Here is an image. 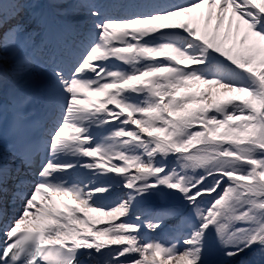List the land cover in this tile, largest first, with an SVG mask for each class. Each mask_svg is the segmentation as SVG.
<instances>
[{
  "label": "snow or ice",
  "instance_id": "6c2138e0",
  "mask_svg": "<svg viewBox=\"0 0 264 264\" xmlns=\"http://www.w3.org/2000/svg\"><path fill=\"white\" fill-rule=\"evenodd\" d=\"M0 264H264V0H0Z\"/></svg>",
  "mask_w": 264,
  "mask_h": 264
}]
</instances>
